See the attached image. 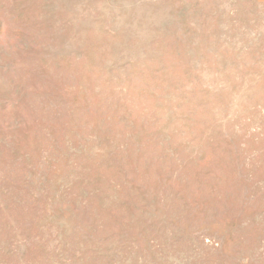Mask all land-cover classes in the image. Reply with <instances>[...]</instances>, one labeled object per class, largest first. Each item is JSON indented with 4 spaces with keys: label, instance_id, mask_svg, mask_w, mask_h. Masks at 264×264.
Returning a JSON list of instances; mask_svg holds the SVG:
<instances>
[{
    "label": "rangeland",
    "instance_id": "374dc122",
    "mask_svg": "<svg viewBox=\"0 0 264 264\" xmlns=\"http://www.w3.org/2000/svg\"><path fill=\"white\" fill-rule=\"evenodd\" d=\"M0 264H264V0H0Z\"/></svg>",
    "mask_w": 264,
    "mask_h": 264
}]
</instances>
